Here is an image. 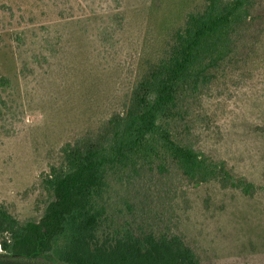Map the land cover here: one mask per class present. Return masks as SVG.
Listing matches in <instances>:
<instances>
[{"label": "rangeland", "instance_id": "rangeland-1", "mask_svg": "<svg viewBox=\"0 0 264 264\" xmlns=\"http://www.w3.org/2000/svg\"><path fill=\"white\" fill-rule=\"evenodd\" d=\"M205 0H0V204L21 221L50 199L62 147L123 112L149 60ZM264 3V0H260ZM194 100V146L264 183V34ZM156 163L116 169L105 195L115 225L146 212L180 232L205 264H264V193L197 185ZM18 264H54L49 258Z\"/></svg>", "mask_w": 264, "mask_h": 264}, {"label": "trees", "instance_id": "trees-1", "mask_svg": "<svg viewBox=\"0 0 264 264\" xmlns=\"http://www.w3.org/2000/svg\"><path fill=\"white\" fill-rule=\"evenodd\" d=\"M264 34L260 0H205L186 13L167 52L149 60L123 112L67 142L44 178L50 195L38 219L21 221L0 204V264L49 258L54 264H205L178 231L146 212L115 225L105 195L116 169L156 163L197 185L217 182L246 196L264 193L225 158L194 146V100L217 85L226 62L256 52ZM10 85L0 76V86Z\"/></svg>", "mask_w": 264, "mask_h": 264}, {"label": "built area", "instance_id": "built-area-1", "mask_svg": "<svg viewBox=\"0 0 264 264\" xmlns=\"http://www.w3.org/2000/svg\"><path fill=\"white\" fill-rule=\"evenodd\" d=\"M0 251H1V244H0Z\"/></svg>", "mask_w": 264, "mask_h": 264}]
</instances>
